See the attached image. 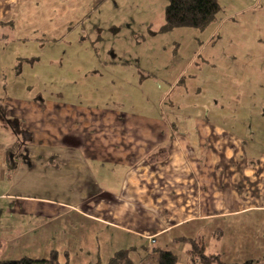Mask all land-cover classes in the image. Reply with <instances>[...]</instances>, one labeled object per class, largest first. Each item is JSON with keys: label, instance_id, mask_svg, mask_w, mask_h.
Returning a JSON list of instances; mask_svg holds the SVG:
<instances>
[{"label": "crops", "instance_id": "crops-1", "mask_svg": "<svg viewBox=\"0 0 264 264\" xmlns=\"http://www.w3.org/2000/svg\"><path fill=\"white\" fill-rule=\"evenodd\" d=\"M121 1L0 0V22L4 23L0 27L11 25L21 33L15 38L21 53L13 62L28 60L36 66H52L70 59L73 55L67 53V41H86L84 36L75 37L79 30L90 34L93 28V33H100L105 26L100 18ZM252 1L255 5L245 6L243 12L253 13L250 18L258 28L251 34L259 42L264 33V0ZM93 15L97 21L90 25ZM146 25L154 27L153 22ZM163 25L164 20L157 24ZM53 45L65 49L56 59L26 52L29 47L40 46L47 51ZM248 45L244 42L238 49L245 51ZM243 53L231 51L222 60L214 58L229 67L241 59L246 67L241 69L248 79L245 95L225 96L231 97L230 105L234 103L241 110H230L233 122L227 118L225 124L213 116L206 121L183 115L181 122L161 113L127 112L124 117L123 108L90 104L88 99L97 95L98 89L92 90L83 80L78 90L91 95L88 103L76 100L72 90L64 96L46 98L25 88L26 92L22 88L7 92L0 114L4 115L1 107L8 106L10 113L4 121L17 120L25 136L21 140L14 134L7 142L0 141V194L4 196L0 198L1 254L11 246L22 247L24 236L40 243L36 247L43 257L57 251L61 260L65 256L55 249L49 232L38 228L72 215L106 231L114 228L128 234L127 240L121 236L131 245V237L149 244L154 237L157 244L159 238L175 232L172 240L183 239L187 264H201L190 254L194 240H203L206 254H219L228 264L264 261V61L246 59ZM256 66L260 70H254ZM58 72L57 76L50 75L51 69L43 78L59 81L56 77L61 74L72 85L77 83V72L94 73L80 68ZM249 89L256 91L254 95ZM239 99L244 102L239 103ZM214 104L213 115L226 110L225 103ZM242 114L247 116L239 125L234 121ZM19 140L22 148L29 149L25 158L30 163L20 156L11 168L7 150ZM92 189H103L97 203L90 198ZM112 189L115 194L109 193ZM141 220L146 223L141 224ZM36 232L39 237L31 239ZM222 239H227L224 249L221 242V248L217 243L212 252L208 251L211 243ZM117 252L113 251L111 258ZM36 257L31 259H45Z\"/></svg>", "mask_w": 264, "mask_h": 264}, {"label": "rangeland", "instance_id": "rangeland-1", "mask_svg": "<svg viewBox=\"0 0 264 264\" xmlns=\"http://www.w3.org/2000/svg\"><path fill=\"white\" fill-rule=\"evenodd\" d=\"M168 2L169 0H122L117 4L118 7L107 9L106 15L100 18L105 25L101 27L100 33H93V28L90 34L79 30L75 37L84 36L86 41H67V44L70 42L67 53L73 57L56 62V65L52 66H43L41 63L36 66L32 62L27 63L28 60H18L14 63L13 57L21 53V47L15 38L21 33H18L11 25L1 26L0 104L7 99L5 94L14 92V88L20 90L25 88L30 90L28 91L30 94L36 93V96L40 95L43 98L64 96L72 90L76 100L88 103L87 98L91 95L80 94L78 90L80 80H83L92 90L98 89V94L88 99L91 101L90 104L94 102L97 105L103 104L104 108H123L124 117L127 112L161 113L162 116L181 122L183 115L187 117L193 115L206 121H211L213 116L214 119L218 118L225 124L227 118L232 119L228 114L230 110L233 108L241 110L240 106L234 103L230 105L229 99L236 94L244 96L249 87L248 79L245 80L246 74L241 71L246 68L241 65V59H238L236 65L232 67L219 60L234 51L238 54L244 52L242 56L244 57L245 54L246 59L251 57L252 61L255 60L258 63L259 60L264 61V58L260 57V55L264 56V33L261 35L262 41L254 40V35L251 33L254 28H258L257 22L250 18L253 13L243 12L245 6L246 8L250 5L254 6L255 2L218 0L221 11L216 21L206 30L175 28L166 31L157 24L164 20ZM96 21L93 15L89 19V24L94 25ZM151 21L154 27L146 25V22L152 23ZM112 22L118 26H108ZM220 27L222 28L219 31ZM244 42L249 45L245 47V51L239 50V46L241 47ZM60 47L63 50H59L56 45L49 47L47 51L41 46L29 47L26 52L43 53V56H52L56 59L65 50L64 46ZM217 57L220 59L215 61L214 58ZM61 63L62 67H60ZM27 65H33V67ZM69 68L74 71L80 68L82 71H87L86 73L91 70L95 74L77 72L75 74L77 83L73 82L72 85L67 83L69 81L61 74L60 77H56L59 81L53 79L55 77L43 78V73L51 69L50 75L57 76L59 70ZM260 68L253 67L256 71ZM234 74L238 75L234 77ZM52 79L53 82L50 81ZM70 79H73V76ZM249 84L253 85L252 82ZM26 90L22 91L26 92ZM254 92L256 91L249 89L250 95H254ZM228 95L231 97H225ZM217 101L220 106L225 103L226 110L215 116L212 114V107ZM227 101H229L228 104ZM238 102L242 103L244 100L239 99ZM1 109L4 115L0 114V134L2 132L0 141L7 142L14 134L22 140L25 134L19 122L16 120V123L13 119V122L4 121L6 113L10 112L8 106H3ZM247 115L239 116L234 122L240 123L239 125L244 124ZM231 121L233 122V119ZM23 150L29 152L27 148ZM25 157L27 154H22L20 158L25 159ZM101 191L103 189H92L90 198L93 203L98 202ZM109 193L115 194L114 189L109 190ZM140 222L146 223L144 220ZM38 229L49 232V238L55 241L53 246L55 249L59 248L61 257L65 256L61 261L67 260L70 264H106L115 250L128 251L133 264H157L158 258L152 253L153 249L171 251L178 257L177 264H187L183 257L187 251L183 241L172 240V235L177 236L175 232L159 238L155 245L139 237H131L134 240L131 245V241L128 244L124 241L127 240L128 234L114 228L106 231L103 227L89 224L72 215L60 222L49 221L42 229ZM38 235L39 233L36 232L31 239L39 237ZM25 238L27 237L21 238L22 247H9L5 251L6 255L1 254V258L13 257L16 259H10L11 261L23 259L27 261L37 258L36 256L48 257V254L44 257L40 254L36 247L40 243L35 242V238L29 241ZM219 240L211 243L208 251L212 252L213 244L217 246V243L221 248V242L224 249L227 239H222L223 241L220 242ZM232 250L236 251L233 248ZM21 253L27 257L23 258ZM190 254L194 256L192 251Z\"/></svg>", "mask_w": 264, "mask_h": 264}, {"label": "trees", "instance_id": "trees-1", "mask_svg": "<svg viewBox=\"0 0 264 264\" xmlns=\"http://www.w3.org/2000/svg\"><path fill=\"white\" fill-rule=\"evenodd\" d=\"M221 11L218 0H169L164 14L163 30H172L175 28H194L206 30L207 27L216 21V17ZM4 23L0 22V25ZM22 142H16L7 151L10 156L9 161L16 166L15 160L22 154H27L23 150ZM29 163L28 158H25ZM150 240V239H149ZM147 241V240H146ZM175 242H182L183 239H175ZM156 243V241H155ZM155 243H151L154 245ZM193 260H198L201 264H228L221 259L219 254H206L203 240L192 241ZM3 241L0 236V264H70L69 261L61 262L60 255L57 251H52L50 257L39 260L25 259L16 262L1 258L3 250ZM147 249L146 247H144ZM131 250V249H129ZM153 254L157 255V264H177L178 257L168 250L153 249ZM101 264V263H99ZM107 264H133L129 258L128 251L117 252ZM239 264V263H233ZM242 264H264L261 260H251Z\"/></svg>", "mask_w": 264, "mask_h": 264}, {"label": "built area", "instance_id": "built-area-1", "mask_svg": "<svg viewBox=\"0 0 264 264\" xmlns=\"http://www.w3.org/2000/svg\"><path fill=\"white\" fill-rule=\"evenodd\" d=\"M0 198H4V196H1V195H0ZM150 240H151L152 243H155V239H154V237H151Z\"/></svg>", "mask_w": 264, "mask_h": 264}]
</instances>
